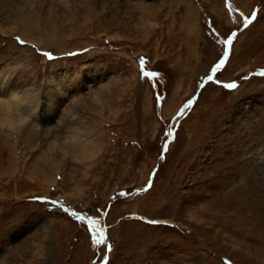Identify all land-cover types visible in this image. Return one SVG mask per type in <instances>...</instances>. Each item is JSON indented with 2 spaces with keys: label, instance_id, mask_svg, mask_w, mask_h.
Returning a JSON list of instances; mask_svg holds the SVG:
<instances>
[{
  "label": "rangeland",
  "instance_id": "374dc122",
  "mask_svg": "<svg viewBox=\"0 0 264 264\" xmlns=\"http://www.w3.org/2000/svg\"><path fill=\"white\" fill-rule=\"evenodd\" d=\"M45 1L0 0V264H264L230 228L264 216V0Z\"/></svg>",
  "mask_w": 264,
  "mask_h": 264
},
{
  "label": "bare ground",
  "instance_id": "6f19581e",
  "mask_svg": "<svg viewBox=\"0 0 264 264\" xmlns=\"http://www.w3.org/2000/svg\"><path fill=\"white\" fill-rule=\"evenodd\" d=\"M64 1V0H62ZM44 2H46L44 0ZM32 9V8H31ZM32 14L37 16L34 13H37V10L32 9ZM35 11V12H34ZM38 14V13H37ZM25 16L22 20L23 21V30L22 32H27V28L25 29V27L31 23L32 21H30V18L33 16ZM0 86H2V88L0 87V112L2 113H7L9 109H11V104H14L13 106L16 108H19V104L21 105L22 101L24 100V97L22 95H18L17 93H10V95H7V93H5V89L3 87V85L0 84ZM26 101V100H25ZM22 121V120H21ZM81 146H85V144L81 143ZM239 211V210H238ZM244 212V211H242ZM238 214H235L234 217L236 222L232 223L230 228L234 231V233L236 235H240L243 236L245 239H249V234L253 233L255 234H259L258 232H264V216L263 214H261V216H258L257 218H253V221H241L239 219V217H237ZM243 216V215H242ZM240 216V217H242ZM219 222V221H218ZM260 236V235H259ZM259 236L257 237V239H255V241L259 240ZM261 238V237H260ZM264 252V250H263Z\"/></svg>",
  "mask_w": 264,
  "mask_h": 264
},
{
  "label": "snow or ice",
  "instance_id": "6c2138e0",
  "mask_svg": "<svg viewBox=\"0 0 264 264\" xmlns=\"http://www.w3.org/2000/svg\"><path fill=\"white\" fill-rule=\"evenodd\" d=\"M248 23H250V21H248V20L246 19V20H245V25H247ZM232 35H233V37H235L236 34L233 33ZM18 39H19V38H18ZM19 43H20V44H24L25 42H24L23 40H19ZM231 43H232V39H228V40L225 41V44H227V45H231ZM45 55H48L49 58H52V57H51V54H49V53H45ZM226 55H227V54H226ZM140 63H141V65L143 66V65H144V60L141 59ZM224 64H225V61H224V60H221L218 64H216V66H215V68L213 69V71H216V70L222 68V67L224 66ZM143 75H144L145 77H156V76L159 75V73H157V72H147V71H144V72H143ZM261 75H264V73H261ZM208 79L211 80L212 77L209 76ZM217 83H220V82L217 81ZM224 87L229 88V89H232V88H236L237 85H236L235 83H228V84L224 85ZM190 106H191V102H189L187 105H185L186 108H187V107H190ZM181 115H183V110L181 111ZM149 187H151V185H149ZM51 204H53V205H60V202H59V201H55V200H53V201H51ZM61 207H62V205H61ZM63 211H64L65 213H69V212H70V210L67 209V208H63ZM71 215H72V216H75L78 220H87L88 225H90L93 229H95L96 224L98 223L94 218H92V217H86V216H84V215H82V214H79V213H76V212H71ZM96 235L99 236V238L96 239V243H97V244H102V243L105 242V236H104L103 231H101V232L98 233V234L95 233V232H93V236H96ZM107 248L110 250V249H111V245H107Z\"/></svg>",
  "mask_w": 264,
  "mask_h": 264
}]
</instances>
